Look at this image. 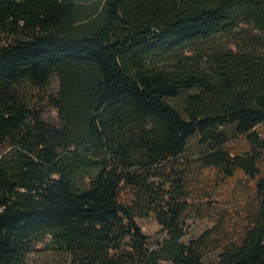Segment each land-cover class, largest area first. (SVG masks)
Masks as SVG:
<instances>
[{
	"label": "trees",
	"instance_id": "trees-1",
	"mask_svg": "<svg viewBox=\"0 0 264 264\" xmlns=\"http://www.w3.org/2000/svg\"><path fill=\"white\" fill-rule=\"evenodd\" d=\"M54 77L58 124L27 95ZM5 142L0 264H264V0H0ZM207 168L242 170L244 202L185 242Z\"/></svg>",
	"mask_w": 264,
	"mask_h": 264
},
{
	"label": "rangeland",
	"instance_id": "rangeland-1",
	"mask_svg": "<svg viewBox=\"0 0 264 264\" xmlns=\"http://www.w3.org/2000/svg\"><path fill=\"white\" fill-rule=\"evenodd\" d=\"M244 28V26H242ZM241 27V28H242ZM227 35L217 36V41L230 45ZM59 87L58 77H54L51 84L46 89H37L36 87H28V97L32 106L43 112L45 121L53 124L60 122V117L57 109H55L47 99V94H56ZM169 102L179 108V100ZM231 147L241 151L245 148V143L242 139H233ZM10 149V143L5 142L0 145V155L6 153ZM189 154H199L198 139L194 138L190 142L188 150ZM248 177L242 170L236 171L232 177L224 176L220 171L207 168L198 172L197 179L192 187V214L193 219L189 221L187 235L184 238L185 242L190 239L198 238L203 232L213 226L212 218L207 214L213 208L228 207L231 210H237L244 202V194L246 191L241 189V184L247 182ZM205 214L200 218L198 212L205 211ZM143 231L150 237L149 246L156 245L164 239V234L160 232V226L155 217L142 218L137 220ZM218 252L208 254L204 258L205 264L217 262ZM26 264H66L58 254H52L44 250H39L32 253L27 259Z\"/></svg>",
	"mask_w": 264,
	"mask_h": 264
}]
</instances>
